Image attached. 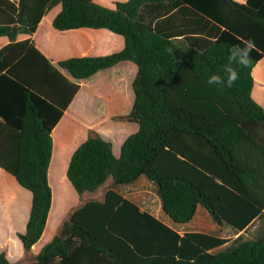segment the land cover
I'll return each mask as SVG.
<instances>
[{
  "label": "trees",
  "instance_id": "obj_1",
  "mask_svg": "<svg viewBox=\"0 0 264 264\" xmlns=\"http://www.w3.org/2000/svg\"><path fill=\"white\" fill-rule=\"evenodd\" d=\"M241 38L250 65L208 85ZM3 39L0 167L32 205L23 259L0 264H264V228L210 252L228 240L180 235L117 191L146 178L175 225L199 206L238 231L264 213V0H0ZM1 210L18 248L28 203Z\"/></svg>",
  "mask_w": 264,
  "mask_h": 264
},
{
  "label": "crops",
  "instance_id": "obj_2",
  "mask_svg": "<svg viewBox=\"0 0 264 264\" xmlns=\"http://www.w3.org/2000/svg\"><path fill=\"white\" fill-rule=\"evenodd\" d=\"M238 1L241 2V1H244V0H238ZM43 22L44 23L48 22V27L46 29H43V27L41 26ZM49 27H50V18L48 16H45L42 19V21L40 22L37 32L38 33H45L46 31H48ZM5 43L6 42L3 39L2 43H0V47L3 46ZM141 179L142 178H140L134 184L125 185V186L119 187L117 189L118 193L121 194L124 198H127L130 201H132L133 203L137 204L142 211H146V212L150 213L151 215H153L154 217H156L157 219L162 221L168 227L173 228L174 230H176L180 235H184L186 233H193L194 232V233H200V234H204V235H212V236H216V237L228 240L223 246H221L219 248H216V249H213L210 252L216 253V252L221 251V250H226V249H229V248H233V247L238 245V242L243 241L245 239L244 236L247 234V232L250 233V231H253L252 232V234H253L257 229L264 228V213H262L258 218L253 220L251 225H249V227L245 231H238V230L234 229L233 227H231V226H229L227 224L218 225L214 221V219L212 218L210 213L203 206H199L198 207L196 215H195L194 219L190 223H187L185 225H175V224L172 223V221L169 219V217H167L165 215V213L163 212L162 205H161V200H160L159 196H158V198H159V201H160L161 210H160V212H153L152 210H149V209H147L145 207H142L139 203H137V201H135L134 199L129 198L127 196V194H125V190H124L125 188H128V187L132 188V186H135ZM6 181L11 182L12 184H16L17 183L19 185V183L16 181V179L10 173H8L7 171H5L4 169H2L0 167V190L4 191L3 194L1 192V194L3 195L2 204L6 200L10 201V198L8 197L7 192H6V184L4 183ZM155 190H156V188H155ZM146 197H147V195L144 194L143 198L147 199ZM143 204H146V201H144ZM31 205H32V194H31L30 207H31ZM27 223L28 222H27V217H26L25 225H23V228H25L24 230H26ZM21 230L22 229L13 231V233L11 234V236H9V238L11 237L13 239V235L16 234L17 232L20 233ZM13 241H16L17 244H19V239H18V241L13 239ZM10 245H13V244H10ZM19 248H20V244H19V247L17 249H19ZM220 248H222V249L218 250V251H215V250L220 249ZM9 254H11V255H9V259H8L7 256L6 257H7V259L10 262H12L11 261L12 260L11 256L13 257L15 255L12 254V251ZM24 254H25L24 253V248H23V254H22V251H21V248H20V256H18V257L15 256V258H19L21 256L24 257Z\"/></svg>",
  "mask_w": 264,
  "mask_h": 264
},
{
  "label": "rangeland",
  "instance_id": "obj_3",
  "mask_svg": "<svg viewBox=\"0 0 264 264\" xmlns=\"http://www.w3.org/2000/svg\"><path fill=\"white\" fill-rule=\"evenodd\" d=\"M168 6L169 5H165L164 8H159V9L158 8L156 9L153 7L152 8L146 7L144 9H142L141 15L144 16L146 20H149L152 22V24H154L160 18L168 15L169 11H166V7H168ZM41 26L43 27V29H46L48 27V22H45V23L43 22ZM176 42L182 47H184L186 45L185 41L183 39L177 40ZM82 112L84 113L83 119L85 120V123H87V122L92 123L94 121L95 116L98 114L97 110H95V109L93 110L92 106H88V108H83ZM4 183L6 184V192H7L8 197L10 198V200L13 197H18V198L25 200L28 203V212H27V222H28L30 210H31V207H30L31 193L28 190L21 187L20 185H18L17 183L12 184L11 182H8V181H6ZM124 190H125V194H127V196L129 198L137 201V203H139L142 207H145L149 210H152L153 212H160V210H161L160 201H159L158 195L156 193L155 187L146 178H142L135 186H132V188L128 187V188H125ZM1 192L3 194L4 191L0 190V203H2V198H3V195L1 194ZM144 194L147 195V197H146L147 199L143 198ZM144 201H146V204H143ZM11 207L14 210L13 203H12ZM1 212H2V210L0 211V225H2L1 223H2V219H3ZM12 216H13V214H12ZM20 229H22L20 231V233L17 232L16 234H14L13 239H15L17 241L19 239L20 248H21V251L23 254V246H22V243L20 241L19 234H22V233L24 234L26 232V230H24L25 228H23V227ZM252 232L253 231H250V233L247 232V234L244 236V238L245 239L249 238L252 235ZM4 235H5L4 233H0V236L2 237V240L0 239V251L4 252L6 254V256L8 257V259H9V255H11V254H9L11 251H12V254H14L15 256H17V257L20 256V248L17 249V248H14L13 245H10L9 241L7 240V238ZM221 249L222 248L217 249L215 251H218ZM15 256H13V257L11 256V258H12L11 261L13 263L18 262L21 259H23L22 256L19 258H15Z\"/></svg>",
  "mask_w": 264,
  "mask_h": 264
},
{
  "label": "clouds",
  "instance_id": "obj_4",
  "mask_svg": "<svg viewBox=\"0 0 264 264\" xmlns=\"http://www.w3.org/2000/svg\"><path fill=\"white\" fill-rule=\"evenodd\" d=\"M255 49L252 40L241 38L240 43L232 45L229 49L227 62L223 66V75L219 73L210 74L207 79L208 85H218L220 87H233L239 80L238 67L246 68L251 63V53Z\"/></svg>",
  "mask_w": 264,
  "mask_h": 264
}]
</instances>
